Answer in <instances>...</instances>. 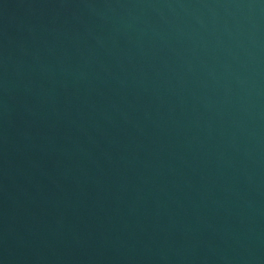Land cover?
Here are the masks:
<instances>
[{"label":"water","instance_id":"95a60500","mask_svg":"<svg viewBox=\"0 0 264 264\" xmlns=\"http://www.w3.org/2000/svg\"><path fill=\"white\" fill-rule=\"evenodd\" d=\"M0 264H264V0H0Z\"/></svg>","mask_w":264,"mask_h":264}]
</instances>
